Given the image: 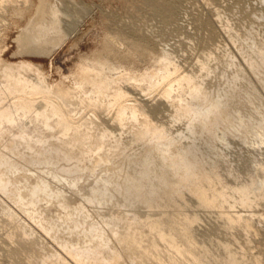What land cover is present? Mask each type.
Segmentation results:
<instances>
[{"label":"rangeland","instance_id":"obj_1","mask_svg":"<svg viewBox=\"0 0 264 264\" xmlns=\"http://www.w3.org/2000/svg\"><path fill=\"white\" fill-rule=\"evenodd\" d=\"M19 64L71 131L49 110L0 128V264H264V0H0V84Z\"/></svg>","mask_w":264,"mask_h":264},{"label":"bare ground","instance_id":"obj_2","mask_svg":"<svg viewBox=\"0 0 264 264\" xmlns=\"http://www.w3.org/2000/svg\"><path fill=\"white\" fill-rule=\"evenodd\" d=\"M148 2L150 5L151 2L150 1H148ZM175 9L176 8H175L174 4H172V5H169L168 8H163V9L159 10L162 12H158V13H160L163 17L165 16V18H166V17L172 16L175 12ZM162 13H164V14H162ZM40 33H37L36 39L33 38L30 41L31 42L34 41L35 43L38 42L39 37L42 36V34H40ZM29 65H26V64H19L17 66L7 65L5 67V69L2 71L3 81L0 84V101L6 100L9 97H17L16 98L17 100L11 101L9 105H7L6 107L4 106L0 109V128L7 125V124H13L14 122H16V120L18 118L27 117V116H30L31 114H34L36 117L37 116H39V117L44 116V111L49 110L53 116L58 117V124L61 126V128L64 132L63 136H68V134L71 130L68 127L67 121H65L64 119L61 118L60 111L57 107V104L54 103L49 98V96L51 94H54V96H56L58 99H63L66 96V94L63 93L62 91L58 90V89L53 91V89L45 86L44 82L40 79H38L35 82H32V81L24 78L22 76V72L29 71L30 70ZM100 73H101L100 70H98L94 66L80 67L79 74L81 76V81L78 84V88H80L81 86H84V85H89L93 88V92L97 96L104 95L105 92L107 91V89L109 88L110 82L105 80V78L101 77ZM164 79L165 78H163V80ZM174 82H176L178 85H182L184 83L186 85V87L188 88V92H189L190 96L191 97L197 96L198 92H197V89L194 86V84H192V82H193L192 78L179 77V78L175 79ZM149 84H150V79H149ZM153 86H157V84H153ZM170 94H171V87L169 86V88L164 91V98L168 99L170 97ZM112 95H113L112 101H114V102L123 99L125 96L123 93H121L119 91H116ZM38 96L41 97L39 101H37L35 99ZM25 97H28L29 100L27 101L25 99ZM125 108H128V107L122 106L116 114V121H117V123H119V125H121L122 121L125 118ZM210 113L211 112H207L204 116H207ZM199 115L202 116V114H200V113H199ZM130 118H131V120L136 121V111L134 110L133 107L131 108ZM45 127L49 128V125L45 123ZM145 128L149 129V125L145 124ZM161 134H162L161 130H152L150 132L146 129H143L139 132L138 140H140L141 138L144 139L145 137H150L152 139L159 138ZM109 135H110V133H109ZM30 136L32 137V135H30ZM107 136H108L107 132L104 131L103 135L101 136V140L105 139ZM21 137H23V135H21ZM89 138L92 140L91 137H89ZM90 139H86V141L90 142ZM182 163H183L182 159L181 160L178 159L173 163V165H176V166L181 165V166H183V168H185V170H187L188 169L187 164H182ZM169 167L172 168V166H169ZM165 175L166 174H161L159 180H163L165 178ZM162 185H163V183H159L157 186L163 187ZM262 187H264V182L262 184ZM250 189H251L250 187H244L242 189H238V193L240 194L241 203L244 204L248 200L247 195H248ZM160 190H164V188L160 189ZM209 205L211 206L212 203H209ZM240 219L241 218L238 216L230 217V218L228 217L227 218L228 226H231L233 223L237 222ZM162 238H164V236H162ZM223 248L226 251L227 262L229 264H238L237 263L238 260L236 259V257L234 255H232L229 252L228 247L224 246ZM72 258L76 263H81V257L79 255H74V256H72Z\"/></svg>","mask_w":264,"mask_h":264}]
</instances>
